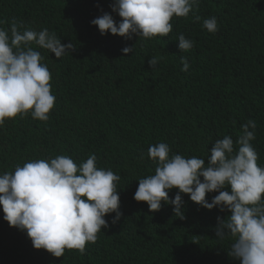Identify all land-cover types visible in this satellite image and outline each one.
<instances>
[{"label": "trees", "instance_id": "obj_1", "mask_svg": "<svg viewBox=\"0 0 264 264\" xmlns=\"http://www.w3.org/2000/svg\"><path fill=\"white\" fill-rule=\"evenodd\" d=\"M113 3L0 0V28L9 35L15 21L21 30L46 28L62 44L74 45L59 59L31 45L44 57L56 101L47 121L30 113L5 120L0 174L58 155L79 166L94 154L98 168L121 177L116 187L122 213L115 224V213L105 217L109 226L83 253L66 249L57 258L35 249L26 231L8 225L0 208V264H240L228 255L233 238L219 240L215 232L217 216L226 218L227 211H209L181 194L185 218L180 219L170 204L150 212L133 197L138 180L155 172L149 146L163 142L170 156L207 160L224 136L238 147L241 125L249 120L257 125L250 143L264 167V0H200L187 18H172L167 37L140 40L101 35L92 25L104 13L120 22ZM213 16L218 30L209 33L203 22ZM181 34L194 42L187 52L178 48ZM134 45V54L122 53ZM152 57L158 58L154 70L148 65ZM181 57L190 65L187 72L181 71ZM177 192L170 191L169 198Z\"/></svg>", "mask_w": 264, "mask_h": 264}, {"label": "clouds", "instance_id": "obj_2", "mask_svg": "<svg viewBox=\"0 0 264 264\" xmlns=\"http://www.w3.org/2000/svg\"><path fill=\"white\" fill-rule=\"evenodd\" d=\"M199 3L200 0H114L110 7L120 22L104 13L91 23L101 35L111 33L126 40L133 36L139 40L167 37L172 31V18H187ZM203 27L215 33L216 17L205 19ZM21 28L15 21L10 35L0 28V127L6 119L29 113L35 120L47 121L54 108L51 73L42 62L44 57L31 45L47 50L56 59L74 50L72 42L62 44L46 28ZM177 41L180 52L194 46L183 34ZM134 50L135 45L121 51L127 56ZM180 62L181 71L187 72V59L181 57ZM157 64L156 57L148 60L152 70ZM256 127L253 120L241 125V134L235 141L238 147L231 136L216 140L207 160L170 156L169 146L163 142L149 146L155 172L138 180L134 200L146 203L150 212L159 211L162 202L170 204L180 219L185 218L181 194L209 211H227L226 218L217 216L215 232L219 240L233 238L228 255L240 264H264V167L258 166V154L250 143L255 140ZM96 161L93 154L78 166L70 156L58 155L29 161L14 172L0 174L3 219L10 227L26 231L37 250L44 249L57 258L63 257L66 249L83 253L86 244L95 243L101 229L109 226L106 216L116 214L113 224L122 216L116 187L121 177L98 168ZM173 189L178 192L170 199ZM211 193L217 194L209 202L206 194Z\"/></svg>", "mask_w": 264, "mask_h": 264}]
</instances>
